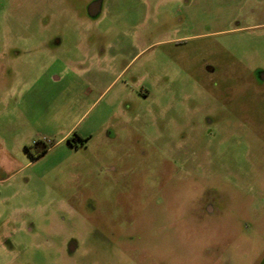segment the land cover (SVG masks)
I'll use <instances>...</instances> for the list:
<instances>
[{"label": "rangeland", "instance_id": "374dc122", "mask_svg": "<svg viewBox=\"0 0 264 264\" xmlns=\"http://www.w3.org/2000/svg\"><path fill=\"white\" fill-rule=\"evenodd\" d=\"M263 74L264 0H0V264H264Z\"/></svg>", "mask_w": 264, "mask_h": 264}, {"label": "trees", "instance_id": "16d2710c", "mask_svg": "<svg viewBox=\"0 0 264 264\" xmlns=\"http://www.w3.org/2000/svg\"><path fill=\"white\" fill-rule=\"evenodd\" d=\"M68 143L71 146H78L79 144H84L87 139L86 138H82L76 131L67 139ZM53 146V144H52ZM52 146H48L46 144H44L43 149L39 152V156L43 155L44 153H46Z\"/></svg>", "mask_w": 264, "mask_h": 264}, {"label": "crops", "instance_id": "0c3cea01", "mask_svg": "<svg viewBox=\"0 0 264 264\" xmlns=\"http://www.w3.org/2000/svg\"><path fill=\"white\" fill-rule=\"evenodd\" d=\"M15 159H11V157H4L2 159H0V183L3 184L6 182V179L3 178V176H5V174L8 171V168L10 167V163H12V161ZM17 160H15L16 162ZM9 172V171H8Z\"/></svg>", "mask_w": 264, "mask_h": 264}, {"label": "flooded vegetation", "instance_id": "af4514ba", "mask_svg": "<svg viewBox=\"0 0 264 264\" xmlns=\"http://www.w3.org/2000/svg\"><path fill=\"white\" fill-rule=\"evenodd\" d=\"M96 8H97V4H94L93 6H90V7H89V13L93 14V12H95ZM95 13H96V12H95ZM95 13H94V14H95ZM263 80H264V74H263ZM81 137H82V136H81ZM82 138H83V137H82ZM206 210H208V211H206V212H208V213H212V212H213V208H212V206H207Z\"/></svg>", "mask_w": 264, "mask_h": 264}]
</instances>
